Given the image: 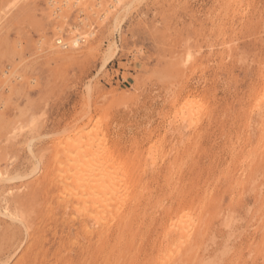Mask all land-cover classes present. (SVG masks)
Masks as SVG:
<instances>
[{
	"label": "rangeland",
	"instance_id": "374dc122",
	"mask_svg": "<svg viewBox=\"0 0 264 264\" xmlns=\"http://www.w3.org/2000/svg\"><path fill=\"white\" fill-rule=\"evenodd\" d=\"M123 3L0 0V170L10 178L0 181V211L28 205L50 179L58 142L101 118L112 138L121 137L123 153L135 154L137 145L143 159L156 153L150 182L118 194L152 196L142 220L156 236L139 240L128 258L264 264V0ZM81 33L88 35L76 48ZM188 52L193 58L184 64ZM183 108L188 120L180 123ZM38 157L42 172L34 175ZM170 208L173 221H200L189 246L175 232L165 243ZM9 218L0 212L1 260L24 236ZM57 226L45 227L36 264L57 262L59 237L67 234L55 236ZM161 247L177 259L159 258Z\"/></svg>",
	"mask_w": 264,
	"mask_h": 264
},
{
	"label": "bare ground",
	"instance_id": "6f19581e",
	"mask_svg": "<svg viewBox=\"0 0 264 264\" xmlns=\"http://www.w3.org/2000/svg\"><path fill=\"white\" fill-rule=\"evenodd\" d=\"M124 1L116 0V3L119 6ZM87 35V33L77 34L72 40V45L80 48ZM58 40L62 42L60 38ZM111 56L113 57L107 58L106 65L114 58V54ZM192 58V52H188L182 62L186 64ZM261 100L264 104V93ZM185 111L183 108L178 113L175 117L176 121L185 123L188 120ZM92 122L93 118L87 126L90 127ZM101 122H103L101 118L98 119L87 131L80 127L69 131L68 136L61 139L54 149L53 166L45 174V177L51 175L47 184L32 195L31 202L24 208L11 211L4 206L5 211H0L10 217L13 223H18V228L24 231L23 237L19 233L16 239L14 238L15 241L8 245L9 255L5 259H0V264H36L32 255L36 249L44 248L43 232L51 223H58L56 228L50 227L55 236L59 235V230L67 231L65 236L59 237L61 247L59 246V250L55 253L58 260L52 264H87L94 258L97 262L101 260V264L138 263L139 255H132L130 260L126 253L130 252L139 240L144 242L156 236V233L143 230L142 208L148 199H152V196L142 191L135 192L132 197L124 199L118 194L120 190H124L130 195V192L138 186L150 182V177L154 176L151 169L155 168L156 153L151 151L148 157L143 159L139 145L136 147L135 154L123 153L119 147L121 137L112 138L107 126L102 127ZM144 161L146 167L142 169L141 164ZM3 170H0V181L4 182L10 178ZM41 172V158L38 157L31 173L38 175ZM171 212L170 208L168 215L171 223L170 230L165 236V243L169 242L171 234L175 232L180 241L190 245L196 239V235L199 236L201 233L200 221L187 215L173 221ZM147 213L145 212L144 215ZM40 216L47 217L44 221L37 222ZM25 239L27 244L23 247ZM68 244V251L61 255ZM175 254L173 252L170 255V250L161 247L158 257L165 259L167 255H170L171 261L177 259ZM119 258L122 259L121 262L115 263V260Z\"/></svg>",
	"mask_w": 264,
	"mask_h": 264
}]
</instances>
